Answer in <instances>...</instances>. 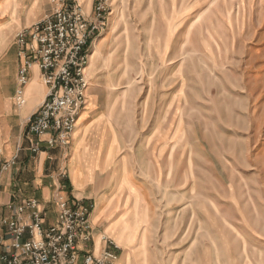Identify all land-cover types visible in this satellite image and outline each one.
I'll list each match as a JSON object with an SVG mask.
<instances>
[{"label": "rangeland", "instance_id": "obj_1", "mask_svg": "<svg viewBox=\"0 0 264 264\" xmlns=\"http://www.w3.org/2000/svg\"><path fill=\"white\" fill-rule=\"evenodd\" d=\"M57 1L0 0V147L33 115L19 119L10 100L17 38ZM68 1L105 23L85 46L86 106L116 146L100 228L94 201L53 196L87 208L85 250L98 254L104 236L115 264H264V0ZM123 171L135 195L116 189Z\"/></svg>", "mask_w": 264, "mask_h": 264}, {"label": "built area", "instance_id": "obj_2", "mask_svg": "<svg viewBox=\"0 0 264 264\" xmlns=\"http://www.w3.org/2000/svg\"><path fill=\"white\" fill-rule=\"evenodd\" d=\"M79 8L78 3L58 0L50 15L17 38L21 66L13 94L15 107L26 105L24 90L34 66L48 88L44 102L26 121L28 134L36 139L30 147L33 154L41 152V138L49 148L67 149L86 106L85 46L105 23L99 19L89 26ZM13 164L14 159L3 169ZM55 204V222L47 226L45 210L37 200L0 203V264L116 263L117 246L104 236L105 247L98 254L85 250L91 241L87 208L59 195Z\"/></svg>", "mask_w": 264, "mask_h": 264}, {"label": "crops", "instance_id": "obj_3", "mask_svg": "<svg viewBox=\"0 0 264 264\" xmlns=\"http://www.w3.org/2000/svg\"><path fill=\"white\" fill-rule=\"evenodd\" d=\"M46 92V86L39 78L38 69L35 67L31 70L30 80L25 88L26 105L15 110L19 119H26L35 113L44 100ZM13 94L10 100L15 106ZM0 102H2L1 99ZM89 103L87 101L88 105L82 113L68 148L65 150L49 148L43 141L45 138H41L40 147L42 150L39 154H33L30 147L36 139L27 133L26 122L23 137L20 136L16 144L13 145L9 140L3 141L0 147V183L2 184L0 202L2 204L20 203L31 198L38 199L44 208L48 206L54 210L52 223H48L46 220L47 226L52 225L57 214L53 205V196L62 187L79 200L94 201L96 209L91 215V225L96 228L103 225V218L110 215L108 207L111 206L108 203V197H98L97 200V195L100 196L101 187L107 183L106 172L110 168L109 161L113 160L111 155L116 152V146L109 144L108 131L100 127L99 117L91 118L90 107L93 102ZM66 157L67 159H65ZM13 159L14 164L6 170L3 169L4 164ZM114 179L118 191L126 187L131 195H135L137 192L125 171L121 177L115 175ZM145 206L144 212L147 213L150 207L148 204ZM48 209L46 208L45 212L47 217ZM126 215L123 213L120 217H126ZM106 231L108 230L106 229ZM97 243L98 240L94 239L95 248H97Z\"/></svg>", "mask_w": 264, "mask_h": 264}]
</instances>
